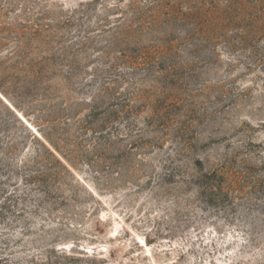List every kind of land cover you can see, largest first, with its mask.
Returning <instances> with one entry per match:
<instances>
[{
    "label": "rangeland",
    "instance_id": "374dc122",
    "mask_svg": "<svg viewBox=\"0 0 264 264\" xmlns=\"http://www.w3.org/2000/svg\"><path fill=\"white\" fill-rule=\"evenodd\" d=\"M0 93V264H264V0H0Z\"/></svg>",
    "mask_w": 264,
    "mask_h": 264
},
{
    "label": "trees",
    "instance_id": "16d2710c",
    "mask_svg": "<svg viewBox=\"0 0 264 264\" xmlns=\"http://www.w3.org/2000/svg\"><path fill=\"white\" fill-rule=\"evenodd\" d=\"M215 176H216V175H215L214 173H213V174H210V175H208V176H205V175H204L203 178H206L207 181H205V180L203 179L205 182H202V183H203L205 186H206V185H209L210 183L212 184L213 181H215ZM203 180H202V181H203Z\"/></svg>",
    "mask_w": 264,
    "mask_h": 264
},
{
    "label": "bare ground",
    "instance_id": "6f19581e",
    "mask_svg": "<svg viewBox=\"0 0 264 264\" xmlns=\"http://www.w3.org/2000/svg\"><path fill=\"white\" fill-rule=\"evenodd\" d=\"M1 94V93H0ZM1 96V99H2V101L9 107V108H11V107H13L12 106V104L1 94L0 95ZM17 114H19L20 116H21V114L18 112ZM23 118V117H22ZM24 119V118H23ZM26 121V120H25ZM27 122V121H26ZM30 126V125H29ZM31 127V126H30ZM145 244V243H144ZM146 245V244H145Z\"/></svg>",
    "mask_w": 264,
    "mask_h": 264
},
{
    "label": "water",
    "instance_id": "95a60500",
    "mask_svg": "<svg viewBox=\"0 0 264 264\" xmlns=\"http://www.w3.org/2000/svg\"><path fill=\"white\" fill-rule=\"evenodd\" d=\"M1 97V96H0Z\"/></svg>",
    "mask_w": 264,
    "mask_h": 264
}]
</instances>
